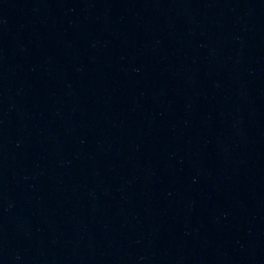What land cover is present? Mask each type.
I'll use <instances>...</instances> for the list:
<instances>
[{
  "label": "water",
  "instance_id": "obj_1",
  "mask_svg": "<svg viewBox=\"0 0 264 264\" xmlns=\"http://www.w3.org/2000/svg\"><path fill=\"white\" fill-rule=\"evenodd\" d=\"M0 264H264V0H0Z\"/></svg>",
  "mask_w": 264,
  "mask_h": 264
}]
</instances>
